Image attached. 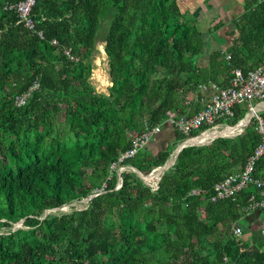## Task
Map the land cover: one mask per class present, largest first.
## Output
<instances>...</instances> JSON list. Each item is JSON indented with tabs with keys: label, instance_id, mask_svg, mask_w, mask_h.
Instances as JSON below:
<instances>
[{
	"label": "trees",
	"instance_id": "1",
	"mask_svg": "<svg viewBox=\"0 0 264 264\" xmlns=\"http://www.w3.org/2000/svg\"><path fill=\"white\" fill-rule=\"evenodd\" d=\"M18 1L0 0V264H264L261 231L251 241L233 233L250 194L211 200L216 182L243 168L259 144L257 118L241 134L183 147L155 193L135 171H123L118 189L110 173L131 133L157 124V146L128 162L146 175L165 165L186 139L164 124L167 112L192 114L204 84L227 86L221 73L258 65L244 56L264 58V2L241 18L242 45L231 58L217 51L203 66L206 35L179 0H38L43 38L5 8ZM107 17L113 84L99 92L90 78ZM249 111L238 107L231 124Z\"/></svg>",
	"mask_w": 264,
	"mask_h": 264
},
{
	"label": "built area",
	"instance_id": "2",
	"mask_svg": "<svg viewBox=\"0 0 264 264\" xmlns=\"http://www.w3.org/2000/svg\"><path fill=\"white\" fill-rule=\"evenodd\" d=\"M37 1L38 0H21L8 3L5 8L17 13L19 23H23L30 31L36 32L43 38L44 31L43 29L36 28V21L33 16V9ZM53 43L58 44L59 42L54 39ZM65 53L73 60L78 59L69 49H66ZM228 58H231V54L228 55ZM232 74L231 82L227 86H223L217 81H211L203 85V106L200 109L197 111L195 110L192 114L188 111L182 112L179 109H171L167 112L164 124H169L184 134L186 139L181 143L186 142L187 144L185 146H187L207 144L220 136L231 137L241 134L243 133V127L249 125L254 118H257V130L260 135L259 144L248 158L243 168L230 173L216 182L214 194L211 197L212 201L222 199L238 200L240 194L248 186H253L256 192L251 193L248 205L244 208L245 211H252L257 207H264V171H262V174L259 173V163L264 159V60L256 67L247 71L236 67L232 70ZM112 84L111 81V85ZM38 86L39 83L36 82L23 93L16 95V104L19 106L25 104ZM191 101V99H188L187 103L189 104ZM238 107L250 109V113L239 120L238 123H242L241 127H237V124H231V120L237 116ZM162 125L163 124H157L147 128L143 132L131 133L132 146L122 151L119 154L118 160L111 165V177L115 171L119 175L116 185L117 189L122 187V173L125 170L137 172L150 186L153 193L159 189L160 181L164 173V171L159 170L160 167L155 168L150 174L146 175L128 161L153 144L157 135L161 132ZM217 131L220 133L215 134ZM199 138H201V140L195 141V139ZM176 156L177 151L175 150L169 160L175 159ZM155 172L158 173L159 179L157 181H151L149 176ZM104 186H106V184H104ZM103 189L104 187L88 198H85L83 202L88 201L90 197L92 198L95 195H99ZM200 191V189H194L192 193L199 194ZM80 205H82V203H80ZM236 223L233 227V233L236 237H241L243 235V229L241 226H236ZM261 234L264 238V228H261Z\"/></svg>",
	"mask_w": 264,
	"mask_h": 264
},
{
	"label": "crops",
	"instance_id": "3",
	"mask_svg": "<svg viewBox=\"0 0 264 264\" xmlns=\"http://www.w3.org/2000/svg\"><path fill=\"white\" fill-rule=\"evenodd\" d=\"M263 2L264 0H179L185 18L188 21L192 18L197 19L199 29L206 35V44L203 54L198 59L199 63L207 66L211 54L217 51L222 52L223 57L229 60L228 55L231 54V49L239 48L242 45L239 40L240 31L238 26L241 18L248 11H255ZM262 45L260 41L253 44L252 47L262 48ZM244 59L250 64L253 62H259L258 64H260L264 60V58H261V60L260 58L249 59L246 56H244ZM233 69L229 73L227 71L221 73L220 81L225 83L229 78L230 81L228 82L230 84ZM168 128L171 129V126ZM259 167V173L262 174V171H264L262 161H260ZM252 192H256L253 186H248L245 189V194L251 195ZM242 217L247 218L249 221V225L244 226L243 239L251 241L254 236L253 233L255 231L260 233L261 228H264V207H257L252 211L243 209Z\"/></svg>",
	"mask_w": 264,
	"mask_h": 264
},
{
	"label": "rangeland",
	"instance_id": "4",
	"mask_svg": "<svg viewBox=\"0 0 264 264\" xmlns=\"http://www.w3.org/2000/svg\"><path fill=\"white\" fill-rule=\"evenodd\" d=\"M109 24H110V18L107 17L103 21L102 27L100 30L101 40L97 44L99 51H98L97 55L94 57V69L92 72V76L90 78V80L92 81V83L95 85V87L98 89L99 92H109V88L111 86V78H110V74L108 72V67H109L108 66V59H107V54H106L105 49H104V45L106 42L103 40L105 37V34H107V32H108ZM158 142H159V139H156V141H154L153 144H151L149 146V149L154 147V146H157ZM149 179L151 181L153 180V178H151V177H149ZM86 198H88V197H86ZM73 204H77V203L74 202ZM58 209L65 211V210L69 209V206H63V207L58 208ZM58 209L54 208V210H58ZM46 216H47V214H46ZM240 221L246 227L249 225V221L245 217H242L240 219ZM18 224L20 225L21 223H18Z\"/></svg>",
	"mask_w": 264,
	"mask_h": 264
},
{
	"label": "water",
	"instance_id": "5",
	"mask_svg": "<svg viewBox=\"0 0 264 264\" xmlns=\"http://www.w3.org/2000/svg\"><path fill=\"white\" fill-rule=\"evenodd\" d=\"M241 125H242V123H238V124H237V127H241ZM186 144H187L186 142H183V143H180V144L176 147L175 150L177 151V156H178V153L181 151V148H183ZM177 156L175 157V159H173V160H169L168 163H166L165 165L161 166L159 170L165 171V170L168 169L170 166H172V165L175 163ZM90 198H91V197H90ZM56 209H57V208H56ZM236 226H241L242 229H243V231L245 230V227H244V225L241 223V221H238V222L236 223Z\"/></svg>",
	"mask_w": 264,
	"mask_h": 264
},
{
	"label": "bare ground",
	"instance_id": "6",
	"mask_svg": "<svg viewBox=\"0 0 264 264\" xmlns=\"http://www.w3.org/2000/svg\"><path fill=\"white\" fill-rule=\"evenodd\" d=\"M99 71H100V70H99ZM218 133H220V132H219V131L215 132V134H218ZM212 134H213V133H212ZM198 140H201V138H199V139H195V141H198ZM149 177L153 178L152 181H156V180L158 179L159 175H158L157 172H155V173L151 174Z\"/></svg>",
	"mask_w": 264,
	"mask_h": 264
}]
</instances>
